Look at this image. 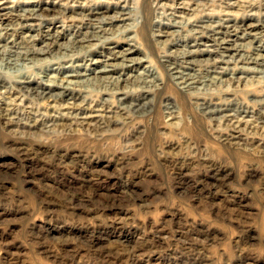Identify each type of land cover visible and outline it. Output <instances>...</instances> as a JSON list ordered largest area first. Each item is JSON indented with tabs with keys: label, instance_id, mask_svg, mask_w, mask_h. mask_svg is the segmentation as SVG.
<instances>
[{
	"label": "rangeland",
	"instance_id": "rangeland-1",
	"mask_svg": "<svg viewBox=\"0 0 264 264\" xmlns=\"http://www.w3.org/2000/svg\"><path fill=\"white\" fill-rule=\"evenodd\" d=\"M0 51V264H264V0H0Z\"/></svg>",
	"mask_w": 264,
	"mask_h": 264
},
{
	"label": "bare ground",
	"instance_id": "bare-ground-1",
	"mask_svg": "<svg viewBox=\"0 0 264 264\" xmlns=\"http://www.w3.org/2000/svg\"><path fill=\"white\" fill-rule=\"evenodd\" d=\"M181 6V5H180ZM28 12H29V9H28ZM30 13V12H29ZM93 13V12H92ZM42 15H37L36 14V12H33V13H31V17L32 18H34V17H41ZM106 17V16H105ZM124 17V16H123ZM95 19V18H94ZM114 19V18H113ZM97 20V19H96ZM32 21V20H31ZM20 22V21H19ZM116 22V21H115ZM8 23V22H7ZM94 23V22H93ZM20 26V25H19ZM22 27V26H21ZM28 28V27H27ZM108 28V27H107ZM223 28V27H222ZM13 29V28H12ZM95 29V28H94ZM232 29V28H231ZM108 30H109V28H108ZM28 31V30H27ZM33 31V30H32ZM99 31V30H98ZM106 31V30H105ZM175 31V30H174ZM50 32V31H49ZM253 32V31H252ZM24 33V32H23ZM94 34V33H93ZM235 34V33H234ZM240 34V33H239ZM91 35V34H90ZM96 35V34H95ZM160 35H162V34H160ZM92 36V35H91ZM58 37V36H57ZM95 37V36H94ZM131 37V36H130ZM223 37V36H222ZM262 37V36H261ZM93 38V37H92ZM198 38V37H197ZM83 39V38H82ZM81 39V40H82ZM90 39V38H89ZM132 39V38H131ZM96 40H98V39H96ZM223 40H225V39H223ZM222 40V41H223ZM228 40V39H227ZM127 41V40H126ZM210 41V40H209ZM51 42V41H50ZM238 42V41H237ZM197 43V42H196ZM254 43V42H253ZM83 44V43H82ZM98 44V43H97ZM101 44V43H100ZM104 44V43H103ZM107 44V43H106ZM115 44V43H114ZM240 44V43H239ZM79 45V44H78ZM119 45V44H118ZM222 45H223V50L226 52V53H229V54H224V57H226V58H229V59H232V60H234L235 58H236V56L239 54V50L237 49L238 47H237V45H233V43L231 42V41H223V43H222ZM83 46V45H82ZM88 46H90V45H88ZM87 46V47H88ZM130 46V45H129ZM242 46V45H241ZM48 47V46H47ZM75 47V46H74ZM103 47V46H102ZM261 47V46H260ZM68 48V47H67ZM70 48V47H69ZM80 48V47H79ZM81 49V48H80ZM263 49V48H262ZM76 50V49H75ZM85 50V49H84ZM116 50V49H115ZM118 50V49H117ZM191 50V49H190ZM194 50V49H193ZM222 50V51H223ZM247 50V49H246ZM86 51V50H85ZM119 51V50H118ZM213 51V50H212ZM37 53H39V54H41V55H43V54H45L43 51H37ZM139 53V52H138ZM181 53V52H180ZM194 53V52H193ZM0 54H1V51H0ZM30 54V53H29ZM33 53H31L30 54V56L32 55ZM67 54V53H66ZM76 54V53H75ZM118 54V53H117ZM130 53H128V55H129ZM221 54V53H220ZM127 54H124V55H122L121 56V58H122V61H124V62H132L133 60H131V59H129L127 56H128ZM63 56H64V54H63ZM66 57V56H65ZM261 56H259V58H256V59H253V61H252V63H254V64H262L263 62H264V58L262 59V58H260ZM62 58V57H61ZM128 58V59H127ZM248 58V57H247ZM70 59V58H69ZM133 59V58H132ZM192 60V59H191ZM76 61V60H75ZM240 61V60H239ZM68 63V62H67ZM70 63V62H69ZM105 63V62H104ZM115 63V62H114ZM126 64V63H125ZM219 64V63H218ZM70 65V64H69ZM119 65H120V63H119ZM172 65V64H171ZM245 65V64H244ZM76 66V65H75ZM83 66V65H82ZM230 66V65H229ZM57 67V66H56ZM104 68H102V69H99V70H96L95 69V74H96V77L95 78H92V79H90V80H88V81H91V80H93V81H95V83H100L101 81L102 82H107V80H113L111 77H109L108 75L109 74H111L112 72H113V67H115L114 65H112V64H110V65H106V66H103ZM192 68V67H191ZM248 68V67H247ZM52 69V68H51ZM68 69V68H67ZM147 69V68H146ZM174 69V68H173ZM179 69V68H178ZM56 70V69H55ZM125 71V70H124ZM122 72V71H121ZM126 72V71H125ZM169 72V71H168ZM181 72V71H180ZM73 73V72H72ZM81 73V72H80ZM127 73V72H126ZM170 73H172V72H170ZM185 73V72H184ZM218 73V72H217ZM73 74H76V73H73ZM147 74V73H146ZM213 74V73H212ZM221 74V73H220ZM91 74H82V76L83 77H89ZM175 75H176V77H175V79L176 80H178V81H180V84H183V85H186L187 87L188 86H190V85H193V84H196V82L193 80V76H191V75H189V74H176L175 73ZM59 77V76H58ZM72 77H75V76H66V80L64 81H62L61 82V84L60 85H58V84H55V83H51V84H45V86L44 87H42L40 90L42 91L41 93H39V92H36L35 91V93H37V94H39V95H58L59 97L62 95V96H64V93L69 89L70 90V88H69V86L71 85V84H76L75 82H73L70 78H72ZM257 77V76H256ZM76 79V78H75ZM119 80V79H118ZM55 82V81H54ZM219 81H218V79H214L213 81H211V84H217ZM57 83V82H56ZM43 84V83H42ZM42 84H40V85H42ZM65 84H67V85H65ZM211 87V86H210ZM51 88H56L55 89V91H59V92H57V93H53V94H51L52 92H51ZM54 91V92H55ZM66 94V93H65ZM61 96V97H62ZM71 97V96H70Z\"/></svg>",
	"mask_w": 264,
	"mask_h": 264
}]
</instances>
